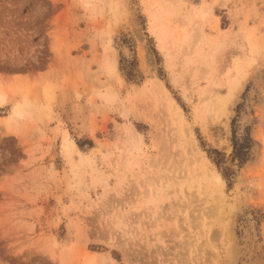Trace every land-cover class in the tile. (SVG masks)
I'll use <instances>...</instances> for the list:
<instances>
[{
	"label": "rangeland",
	"instance_id": "obj_1",
	"mask_svg": "<svg viewBox=\"0 0 264 264\" xmlns=\"http://www.w3.org/2000/svg\"><path fill=\"white\" fill-rule=\"evenodd\" d=\"M263 247L264 0H0V264Z\"/></svg>",
	"mask_w": 264,
	"mask_h": 264
},
{
	"label": "bare ground",
	"instance_id": "obj_2",
	"mask_svg": "<svg viewBox=\"0 0 264 264\" xmlns=\"http://www.w3.org/2000/svg\"><path fill=\"white\" fill-rule=\"evenodd\" d=\"M263 228V227H262ZM253 229V228H252ZM222 230H224V229H222ZM254 232V231H253ZM224 235H226V234H224ZM252 236H254V235H252ZM252 239V238H251ZM256 241V240H255ZM260 243V242H259ZM261 243H262V241H261ZM257 245V244H256ZM257 248V247H256ZM263 249H264V247H263ZM231 250V249H230ZM247 251V250H246ZM237 252V251H236ZM238 252H240V251H238ZM242 252V251H241ZM261 253V252H260ZM240 254V253H239ZM230 256H233V254L231 255V254H229ZM237 255V254H236ZM234 260V259H233ZM241 260V259H240ZM232 261V260H231ZM236 261V260H235ZM240 262V261H239ZM243 262V261H242ZM233 263H234V261H233Z\"/></svg>",
	"mask_w": 264,
	"mask_h": 264
}]
</instances>
